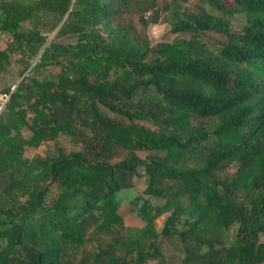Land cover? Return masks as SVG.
<instances>
[{"label": "trees", "instance_id": "16d2710c", "mask_svg": "<svg viewBox=\"0 0 264 264\" xmlns=\"http://www.w3.org/2000/svg\"><path fill=\"white\" fill-rule=\"evenodd\" d=\"M129 1L0 0V32L11 36L0 49V74L10 53L26 65L36 57L4 89L0 108V264H144L158 254L155 218L164 212L160 232L178 237L181 264H264V146L252 139L263 127L262 102L254 97L264 98V0H202L219 14L203 6L187 11L172 27L186 35L153 46L116 21ZM241 11L250 17L233 32L229 17ZM45 15L60 26L47 45L39 28ZM203 31L228 41L212 49ZM68 33L74 40L57 41ZM228 62L256 77L240 69L230 85ZM211 116L218 119L213 129L191 126L192 117ZM136 120L152 121L157 131ZM59 134L83 148L24 156L25 147ZM118 148L126 156L110 162ZM142 149L164 154L142 159L136 152ZM232 161L234 176L218 177ZM139 167L143 193L164 203L143 198L142 227L75 261L71 250L91 231L123 229L116 193L133 186ZM51 185L59 191L48 202ZM238 189L245 200L236 197ZM232 223L235 239L226 246L221 229Z\"/></svg>", "mask_w": 264, "mask_h": 264}, {"label": "rangeland", "instance_id": "374dc122", "mask_svg": "<svg viewBox=\"0 0 264 264\" xmlns=\"http://www.w3.org/2000/svg\"><path fill=\"white\" fill-rule=\"evenodd\" d=\"M203 6L209 12L219 14L217 10L211 7L209 4L204 3L202 0H130L129 3L123 6L116 21L125 27H132V31L135 33L140 43H147L150 46L155 45L160 41H175L179 36L186 35L182 32H173L172 27L174 23L185 17L187 11L196 10L197 7ZM250 13L241 11L233 16L229 17L230 29L233 32L242 31L243 27L247 23ZM28 23L25 21L21 24V28L28 27ZM60 26L54 28L52 26V18L49 15L44 16V23L39 27L43 34L46 36V45L56 37ZM201 39L208 43L210 48L217 47L228 41L225 34L217 33L214 31H203L200 33ZM75 38V34L68 33L57 39V41L68 42ZM11 41V36L8 33L0 32V49H4ZM21 55L19 53L9 54V63L5 66V70L0 74V108L6 103L8 95L3 93L4 89L10 87L13 88L15 84L25 75L33 66L36 57L29 60L26 65L21 61ZM228 68L231 71L230 85L232 84V78L235 71L242 70L248 75L256 77V74L242 64L227 63ZM52 71L59 70V66H50ZM197 86L206 93H210L209 86L202 83H198ZM259 96L254 97V100L262 102L263 110L259 114H263V127L262 131L254 132L253 141L256 145L264 146V98ZM111 115L115 116L113 113ZM217 117H192L191 126L201 127L203 129H213L217 123ZM137 123L143 125L150 132H156L157 126L149 120H136ZM23 136L29 137L30 131L27 128H23ZM82 144L74 141L70 136L59 134L52 140L42 142L36 147H25L24 156L31 159L34 156L51 157L61 153H69L73 150H81ZM137 154L142 159H148L150 156H162L163 151L155 149H142L137 150ZM127 154V150L121 148L116 149L114 156L109 160L110 162L118 161L124 158ZM237 167L232 161L227 164L223 170L218 173V177H233L236 173ZM145 173L143 167H139L136 175L134 176V184L132 187L123 188L116 193V203L119 213L123 217V229L116 228L111 232L102 233L91 231L88 234V240L81 246L75 247L71 250V254L75 261H79L88 252H96L101 248L109 247L114 244L116 239L124 234L130 236L134 231L144 225L138 211L137 205H139L143 198L149 197L153 204L162 205L164 199L156 196H147L143 193L145 187ZM56 185H51L48 193L47 201L50 202L58 193ZM236 197L240 200H245L244 192L240 189L236 191ZM187 202L184 201V204ZM167 212L162 213L155 218V228L158 232L156 239L157 255L148 257L144 264H181L183 257L182 245L177 236L167 237L161 234V228L164 224ZM178 229H182L183 221L177 225ZM238 223H232L230 226L223 227L221 229V241L224 245L229 246L233 244L235 234L237 231ZM259 239L264 241V233L260 234ZM135 255L128 256V260L132 262V258Z\"/></svg>", "mask_w": 264, "mask_h": 264}]
</instances>
